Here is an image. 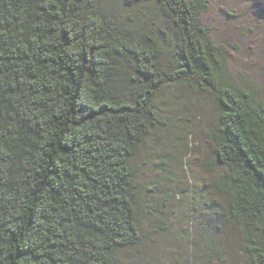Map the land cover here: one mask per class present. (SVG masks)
<instances>
[{
	"label": "trees",
	"instance_id": "16d2710c",
	"mask_svg": "<svg viewBox=\"0 0 264 264\" xmlns=\"http://www.w3.org/2000/svg\"><path fill=\"white\" fill-rule=\"evenodd\" d=\"M120 2L0 0V264H118L137 247L155 202L133 157L179 122V87L213 101L212 188L264 264V94L201 23L209 0Z\"/></svg>",
	"mask_w": 264,
	"mask_h": 264
},
{
	"label": "rangeland",
	"instance_id": "374dc122",
	"mask_svg": "<svg viewBox=\"0 0 264 264\" xmlns=\"http://www.w3.org/2000/svg\"><path fill=\"white\" fill-rule=\"evenodd\" d=\"M103 1L115 11L121 9L120 0ZM200 21L210 28L214 43L223 46L234 77L243 74L264 94V0H209ZM178 91L181 107L163 106L166 114L173 116L170 112L183 105L179 122H173L176 126L170 123L166 133L155 129L134 154L137 181L142 194L155 202V214L141 219L144 234L139 245L120 250L117 262L250 264L239 227L225 220V198L212 188L223 168L206 164L212 152L206 126L214 116L213 101L207 95L198 100L185 97L182 87ZM194 203L198 209L193 211ZM164 217L165 228L158 227ZM209 238L215 242L216 254L206 249Z\"/></svg>",
	"mask_w": 264,
	"mask_h": 264
}]
</instances>
